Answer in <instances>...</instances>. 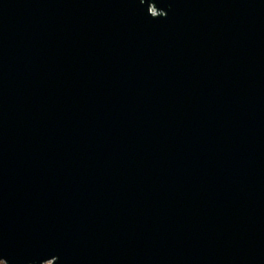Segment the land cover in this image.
<instances>
[{"label": "water", "instance_id": "1", "mask_svg": "<svg viewBox=\"0 0 264 264\" xmlns=\"http://www.w3.org/2000/svg\"><path fill=\"white\" fill-rule=\"evenodd\" d=\"M0 261L264 264V0H0Z\"/></svg>", "mask_w": 264, "mask_h": 264}, {"label": "rangeland", "instance_id": "2", "mask_svg": "<svg viewBox=\"0 0 264 264\" xmlns=\"http://www.w3.org/2000/svg\"><path fill=\"white\" fill-rule=\"evenodd\" d=\"M0 264H4V263L0 261ZM47 264H48V263H47Z\"/></svg>", "mask_w": 264, "mask_h": 264}]
</instances>
